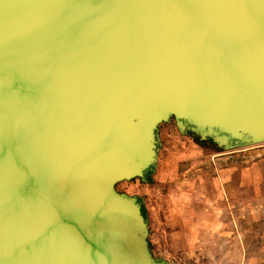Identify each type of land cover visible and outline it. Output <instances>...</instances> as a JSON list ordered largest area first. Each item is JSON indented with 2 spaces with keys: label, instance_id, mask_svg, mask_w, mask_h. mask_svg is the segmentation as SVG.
Instances as JSON below:
<instances>
[{
  "label": "water",
  "instance_id": "1",
  "mask_svg": "<svg viewBox=\"0 0 264 264\" xmlns=\"http://www.w3.org/2000/svg\"><path fill=\"white\" fill-rule=\"evenodd\" d=\"M170 119L264 144V0H0V264H169L115 184Z\"/></svg>",
  "mask_w": 264,
  "mask_h": 264
},
{
  "label": "rangeland",
  "instance_id": "2",
  "mask_svg": "<svg viewBox=\"0 0 264 264\" xmlns=\"http://www.w3.org/2000/svg\"><path fill=\"white\" fill-rule=\"evenodd\" d=\"M157 139V160L145 180L138 177L123 180L115 184V189L128 196L143 197L148 205L158 204L163 196L175 198L183 194L196 207L203 203H224L229 223L225 252L236 247L235 235L237 241L241 240L240 263L264 264V144L223 150L211 141L198 142L190 134L181 133L173 119L158 126ZM219 182L222 192H218ZM207 196L218 201L208 202ZM142 207L154 258L169 264H236L237 260H227L221 255L217 259L200 256V260L193 255H171L160 233L156 210L149 207L148 212L145 203Z\"/></svg>",
  "mask_w": 264,
  "mask_h": 264
},
{
  "label": "crops",
  "instance_id": "3",
  "mask_svg": "<svg viewBox=\"0 0 264 264\" xmlns=\"http://www.w3.org/2000/svg\"><path fill=\"white\" fill-rule=\"evenodd\" d=\"M141 192L142 190L140 194H142ZM218 192H222L221 183ZM187 197L184 194L175 198L173 196L169 198L163 196V199H160L161 202L152 205H148L143 197H138V199L142 205L146 204L147 211L149 207L156 210L162 231L160 233L164 237L171 255L178 253L186 254L185 256L193 255L199 260L200 256L217 259L221 255L227 260L233 258L235 261L237 260L236 264H241L242 253L238 247L241 240L237 241L235 235L233 236V242L236 247L233 251L225 252L224 244H227L226 228L229 224L226 221L228 215L226 216L224 211L226 205L224 203H216L217 205L203 203L201 207H196L190 203ZM210 199L212 202L218 201L216 197L212 198V196L211 198L207 196L206 201L210 202ZM221 244L222 246H220ZM220 247L222 251H220Z\"/></svg>",
  "mask_w": 264,
  "mask_h": 264
},
{
  "label": "trees",
  "instance_id": "4",
  "mask_svg": "<svg viewBox=\"0 0 264 264\" xmlns=\"http://www.w3.org/2000/svg\"><path fill=\"white\" fill-rule=\"evenodd\" d=\"M142 213H143V211H142Z\"/></svg>",
  "mask_w": 264,
  "mask_h": 264
}]
</instances>
